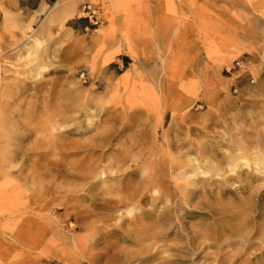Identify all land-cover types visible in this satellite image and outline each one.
<instances>
[{"label": "rangeland", "instance_id": "rangeland-1", "mask_svg": "<svg viewBox=\"0 0 264 264\" xmlns=\"http://www.w3.org/2000/svg\"><path fill=\"white\" fill-rule=\"evenodd\" d=\"M0 264H264V0H0Z\"/></svg>", "mask_w": 264, "mask_h": 264}, {"label": "bare ground", "instance_id": "bare-ground-1", "mask_svg": "<svg viewBox=\"0 0 264 264\" xmlns=\"http://www.w3.org/2000/svg\"><path fill=\"white\" fill-rule=\"evenodd\" d=\"M40 72V71H39ZM109 92V91H108ZM55 121V120H54ZM56 122V121H55ZM59 123V122H58ZM56 130V129H55ZM62 130V129H61ZM40 137V136H39ZM96 141V140H95ZM142 145V144H141ZM131 148V147H130ZM93 159H95V158H93ZM117 167H118V165H117ZM37 170V169H36ZM82 186V185H81ZM126 198V197H125ZM119 199V198H118ZM124 199V198H123ZM128 199V198H127ZM118 205V204H117ZM127 206V205H126Z\"/></svg>", "mask_w": 264, "mask_h": 264}, {"label": "built area", "instance_id": "built-area-1", "mask_svg": "<svg viewBox=\"0 0 264 264\" xmlns=\"http://www.w3.org/2000/svg\"><path fill=\"white\" fill-rule=\"evenodd\" d=\"M238 66H240V64H238Z\"/></svg>", "mask_w": 264, "mask_h": 264}]
</instances>
